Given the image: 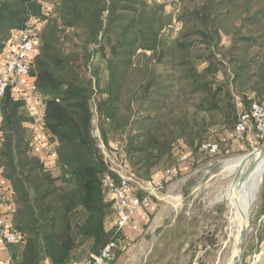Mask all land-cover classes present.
<instances>
[{
    "label": "trees",
    "instance_id": "16d2710c",
    "mask_svg": "<svg viewBox=\"0 0 264 264\" xmlns=\"http://www.w3.org/2000/svg\"><path fill=\"white\" fill-rule=\"evenodd\" d=\"M27 25L38 49L21 97L9 89L0 114V216L19 236L11 264H77L111 242L116 260L127 238L110 190L122 180L93 131L163 193L247 144L230 135L264 103V0H0V62ZM143 53L153 57L139 66ZM206 142L219 152H201ZM185 220L183 211L150 264H177L165 259L208 243L209 230L198 235L195 217Z\"/></svg>",
    "mask_w": 264,
    "mask_h": 264
},
{
    "label": "rangeland",
    "instance_id": "374dc122",
    "mask_svg": "<svg viewBox=\"0 0 264 264\" xmlns=\"http://www.w3.org/2000/svg\"><path fill=\"white\" fill-rule=\"evenodd\" d=\"M152 57L151 53L140 54L136 58V63L139 66L148 65ZM215 134L220 138L224 136L220 132ZM263 146L264 142H248L229 152H223L215 158L204 160L197 165L195 171L190 172V176L185 175L182 182L170 188V191L175 194L181 191L180 194L185 203V208L181 212L185 213L186 223L188 219L195 217L196 225L201 230L197 232L198 235L203 233L202 226L209 230V240L206 241L208 243L194 256L191 255L193 258L198 256V264L205 259L206 254L209 258H213V264H229L236 246L234 235H232L235 232L232 223L236 214L232 203L223 198L230 183L234 180L233 173L226 168L231 162L260 151ZM108 155V161L116 169L120 164V155L115 153L112 155L110 152ZM120 172L123 175L127 174L125 171L120 170ZM253 205L242 264H264V183Z\"/></svg>",
    "mask_w": 264,
    "mask_h": 264
},
{
    "label": "built area",
    "instance_id": "2783aa9c",
    "mask_svg": "<svg viewBox=\"0 0 264 264\" xmlns=\"http://www.w3.org/2000/svg\"><path fill=\"white\" fill-rule=\"evenodd\" d=\"M38 49V42L33 36L30 26H26L20 31L16 38L15 50L9 52L6 59L0 62V114L1 101L9 89L13 91V97L18 100L23 90V79L29 76L31 58ZM29 91L34 90V86L28 87ZM94 137L99 142V148L103 151L106 161L110 164L111 170L115 172L122 180L120 185L111 187L110 195L115 200V211L117 213L119 227L123 230L124 226L130 221L132 213L141 207L149 204L152 196L161 194L165 187L162 182L139 181L128 171L124 161L123 151L120 147L114 146V153L119 154V163L115 169L112 163L108 161L109 152L101 138L99 129L93 131ZM230 138L237 141H248L251 143L264 142V103H254L248 113L242 114L235 131ZM219 144L215 142L204 143L200 151L216 155L219 152ZM113 152L110 154H114ZM188 155L183 154L181 161H187ZM121 171H125L123 175ZM105 186H109L108 180L104 181ZM135 191L143 193L142 196L135 194ZM18 234L12 229L8 213L0 216V247L8 253L6 261L2 264H11L8 252L10 244L17 243ZM116 247L114 242L109 243L100 256H91L92 260H85V264H101L107 259H111L113 250Z\"/></svg>",
    "mask_w": 264,
    "mask_h": 264
},
{
    "label": "crops",
    "instance_id": "0c3cea01",
    "mask_svg": "<svg viewBox=\"0 0 264 264\" xmlns=\"http://www.w3.org/2000/svg\"><path fill=\"white\" fill-rule=\"evenodd\" d=\"M30 107L36 110L34 112L35 115L39 117L42 115V104L36 105L35 103L34 105V101L32 100ZM1 121L2 118L0 116V123ZM181 170L188 172L190 168L182 165ZM160 173L158 172L155 178L160 177L162 175ZM187 174L190 176V171ZM183 180L184 178L171 182L164 193L152 196L149 204L136 209L132 213L130 221L122 230L127 238V242L122 248L121 255L116 260L107 259L101 264H150L153 259L160 261V258H157V254L160 249L165 248L167 245L163 237L172 228L178 214L185 208L184 200L180 194L181 191L175 194V192L170 191V188L175 187L178 182H182ZM179 252L181 254L176 257L171 256L165 260H173L177 264H198V256L193 258L194 254L188 255L186 247ZM7 257V251L0 247V264L6 261ZM203 261L204 264H213L214 260L206 254L205 259H202ZM77 264H85L84 257Z\"/></svg>",
    "mask_w": 264,
    "mask_h": 264
},
{
    "label": "bare ground",
    "instance_id": "6f19581e",
    "mask_svg": "<svg viewBox=\"0 0 264 264\" xmlns=\"http://www.w3.org/2000/svg\"><path fill=\"white\" fill-rule=\"evenodd\" d=\"M226 169L234 175V180L223 196L232 203L236 214L232 223L235 229L232 235H234L236 245L229 261V264H232L240 252L242 230L248 228L253 203L264 183V152L258 151L254 154L245 155V157L231 162Z\"/></svg>",
    "mask_w": 264,
    "mask_h": 264
},
{
    "label": "water",
    "instance_id": "95a60500",
    "mask_svg": "<svg viewBox=\"0 0 264 264\" xmlns=\"http://www.w3.org/2000/svg\"><path fill=\"white\" fill-rule=\"evenodd\" d=\"M260 151L264 152V146L262 147V149ZM246 235H247V229L242 230L241 243H240V246H239L240 252H239L238 256L235 258L234 263H232V264H242L244 253H245ZM261 254H263V252ZM199 264H204V263L200 262Z\"/></svg>",
    "mask_w": 264,
    "mask_h": 264
}]
</instances>
